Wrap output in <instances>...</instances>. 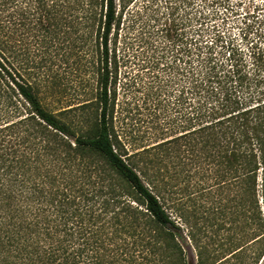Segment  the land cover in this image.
Listing matches in <instances>:
<instances>
[{"label": "trees", "instance_id": "obj_1", "mask_svg": "<svg viewBox=\"0 0 264 264\" xmlns=\"http://www.w3.org/2000/svg\"><path fill=\"white\" fill-rule=\"evenodd\" d=\"M135 2L0 0V264H185L167 209L210 189L228 250L196 244L197 264H264V82L175 38L189 0ZM57 55L85 79L52 111L36 87ZM130 56L145 138L127 154L113 112Z\"/></svg>", "mask_w": 264, "mask_h": 264}, {"label": "rangeland", "instance_id": "obj_2", "mask_svg": "<svg viewBox=\"0 0 264 264\" xmlns=\"http://www.w3.org/2000/svg\"><path fill=\"white\" fill-rule=\"evenodd\" d=\"M189 1V15L196 16L185 27L178 25L175 38L179 37V33L187 32L199 45H206L204 48L211 51L214 60H236L245 65L244 69L249 76L255 75L264 82V0ZM139 2L140 0H136L137 6ZM153 8L154 6L145 13L155 17ZM48 66V81L44 87H36L46 109L56 111L73 106L83 99L81 83L85 74L76 76L73 73L71 58L65 59L57 55ZM131 81L130 56L118 73L113 112V127L127 154L132 153V138H145V122L139 120V115L132 111ZM211 191L212 189L193 193L189 200L184 196L178 201L177 213L173 208L167 209L177 226L170 229L182 250L185 264H197L196 244L205 246L206 254L215 257L211 260L227 253L226 238L222 241L223 245H220V237L226 235L228 224L227 205L224 201H217L214 195H209L208 192L211 194Z\"/></svg>", "mask_w": 264, "mask_h": 264}]
</instances>
